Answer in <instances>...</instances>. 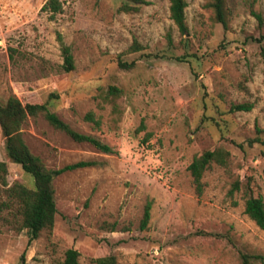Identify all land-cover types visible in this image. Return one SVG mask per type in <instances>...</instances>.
Returning a JSON list of instances; mask_svg holds the SVG:
<instances>
[{"label":"rangeland","instance_id":"rangeland-1","mask_svg":"<svg viewBox=\"0 0 264 264\" xmlns=\"http://www.w3.org/2000/svg\"><path fill=\"white\" fill-rule=\"evenodd\" d=\"M46 1L0 0V105L13 95L48 102L73 130L116 153L29 118L22 137L47 169L97 165L54 177V226L36 240L15 211L0 214V264H54L70 248L80 264L107 255L118 264H264V230L245 214L244 192L229 194L239 178L264 202V143L250 144L264 141L256 134L264 129V0H227V28L206 0H187L186 36L170 19V0L128 12L127 0H61L53 19L41 10ZM57 33L72 51L70 73L61 69ZM134 40L142 50L130 53ZM244 103L253 108L231 111ZM218 148L229 152L228 167L212 163L198 196L187 167ZM0 161L8 187L34 188L7 159L1 129Z\"/></svg>","mask_w":264,"mask_h":264},{"label":"trees","instance_id":"trees-1","mask_svg":"<svg viewBox=\"0 0 264 264\" xmlns=\"http://www.w3.org/2000/svg\"><path fill=\"white\" fill-rule=\"evenodd\" d=\"M227 0H206L205 8L213 13L215 22L228 27L227 20ZM133 4V5H132ZM148 4L147 0H127L121 10L123 11H138L141 5ZM187 0H170L169 15L177 27L181 36L188 35L189 28L185 18V8ZM42 11L49 13L50 18H54L57 14L63 11V3L61 0H47L43 5ZM253 15L261 23L262 18L259 14L253 12ZM169 42L170 37L168 35ZM57 41L60 47V53L63 60L61 69L70 73L75 70L74 58L71 48L65 44L63 37L57 33ZM142 50V46L134 40L133 44L128 49V52L135 53ZM264 59V49L261 51ZM118 65L121 69L129 70L134 67V63H126L119 61ZM118 89L115 87L109 88V94H118ZM48 102H24L17 96L13 95L8 100L0 105V129L4 139V150L7 159L14 164L19 165L24 172L29 174L34 181V188L29 189L22 184H15L8 187L7 175L8 169L5 162L0 161V214L4 211L14 212L21 216V228L26 229L29 234V241L36 240L42 231H51L54 226L55 216L57 213L55 190L53 179L55 176L61 175L67 171H73L85 167L96 166L95 161H79L76 163L65 165L57 170H49L42 163L41 159L35 156L22 137V126L31 117L35 118L42 116L50 126L67 135L72 140L79 143H88L96 150L105 154H114L115 150L108 144L96 139L92 136L85 135L73 130L65 123L56 113L50 111ZM253 108L252 104L244 103L237 104L231 107V111H250ZM86 120L98 122L94 120L91 113L87 114ZM256 134L259 136L264 134V129L256 128ZM260 142L264 143L260 137L250 141V144ZM230 154L224 148H218L213 151H205L199 156H195L188 165L187 170L192 178V183L198 196L203 193L204 184L202 182L203 174L207 168L216 163L224 168L228 167ZM244 192L245 214L255 222V224L264 230V202L261 197H255L250 188L244 185L237 178L231 185L229 194L235 192ZM4 195V198L1 196ZM151 203L148 202L144 208L143 218L141 221L142 229L146 228L151 217ZM13 214V213H12ZM11 214V215H12ZM80 254L75 249L65 251L61 261L54 264H80ZM91 264H118L114 255H107L95 258ZM247 264V260H244Z\"/></svg>","mask_w":264,"mask_h":264}]
</instances>
